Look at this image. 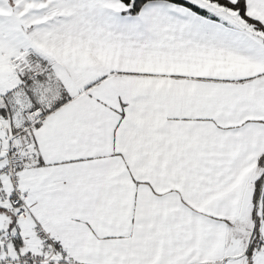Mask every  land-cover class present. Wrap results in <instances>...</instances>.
Here are the masks:
<instances>
[{"label": "snow or ice", "instance_id": "snow-or-ice-1", "mask_svg": "<svg viewBox=\"0 0 264 264\" xmlns=\"http://www.w3.org/2000/svg\"><path fill=\"white\" fill-rule=\"evenodd\" d=\"M0 264H264V0H0Z\"/></svg>", "mask_w": 264, "mask_h": 264}]
</instances>
